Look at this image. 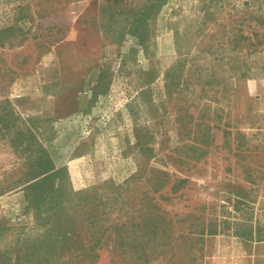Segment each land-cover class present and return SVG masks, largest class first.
I'll return each mask as SVG.
<instances>
[{
	"label": "rangeland",
	"instance_id": "rangeland-1",
	"mask_svg": "<svg viewBox=\"0 0 264 264\" xmlns=\"http://www.w3.org/2000/svg\"><path fill=\"white\" fill-rule=\"evenodd\" d=\"M75 252L264 264V0H0V264Z\"/></svg>",
	"mask_w": 264,
	"mask_h": 264
},
{
	"label": "trees",
	"instance_id": "trees-1",
	"mask_svg": "<svg viewBox=\"0 0 264 264\" xmlns=\"http://www.w3.org/2000/svg\"><path fill=\"white\" fill-rule=\"evenodd\" d=\"M159 1H161V0H159ZM150 7H151V5H150ZM51 170H52L51 167H48V168H46L39 175L45 174V173H47V172H49ZM39 175H37V176H39ZM92 239H93V236L91 235V231H89L88 241L87 242L88 243L91 242ZM96 242H98V240ZM69 257H73L75 259L74 262L77 263V264H84V263H86V264H93V263H95V261H94V258H95L94 254L88 253V252H80V254L77 253V252H75V255H70ZM89 259H90V261H88ZM42 264H53V263H52L51 259H46V260H43Z\"/></svg>",
	"mask_w": 264,
	"mask_h": 264
}]
</instances>
